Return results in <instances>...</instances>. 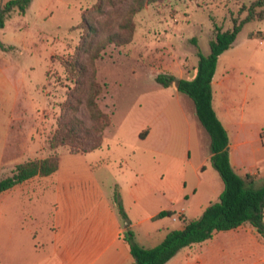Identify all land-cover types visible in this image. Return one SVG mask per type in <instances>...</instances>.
Returning a JSON list of instances; mask_svg holds the SVG:
<instances>
[{
  "label": "rangeland",
  "instance_id": "1",
  "mask_svg": "<svg viewBox=\"0 0 264 264\" xmlns=\"http://www.w3.org/2000/svg\"><path fill=\"white\" fill-rule=\"evenodd\" d=\"M8 1L0 0V8ZM102 1L103 12L98 13L94 6L99 0H31L23 14L13 11L0 29V180L10 176L16 165L52 154L48 140L74 87L64 62L76 54L89 62L98 52L93 64L104 91L97 103L109 126L102 135V148L89 159H109L108 166L98 169L97 178L105 186L115 184L113 199L121 206L120 211L115 203L125 227L145 217L150 208L168 204L180 209L177 201H169L175 197L163 195L161 189H171L172 194L181 188V178L191 186L204 181L202 175L209 176L208 171L216 173L209 160L210 138L192 101L175 86L162 87L155 77L192 79L197 51L209 54L215 26L231 29L232 18L244 19L242 8L253 0H163L145 6L130 21L126 15L132 0ZM83 15L96 25V33L87 39ZM125 24L131 33L129 27H119ZM113 34L122 40L130 34V40L108 42ZM214 78L232 107V128L240 125L242 139L248 141V146L237 147L233 169L242 178L257 173L255 187H260L264 182V19L243 25L232 47L219 58ZM78 117L86 128L93 126L84 107ZM63 151L68 149L56 150L59 157ZM160 169L166 179L161 186L147 178L161 174ZM136 175L144 183L140 203L123 198L134 191ZM206 190L201 184L193 199L206 198ZM50 211L51 195L41 189L24 186L1 192L0 264L45 259ZM159 220L169 231L182 225L168 216ZM140 230L133 229L141 234ZM151 238L162 237L156 232ZM161 241L156 239L153 245ZM36 247L44 251L36 253Z\"/></svg>",
  "mask_w": 264,
  "mask_h": 264
},
{
  "label": "trees",
  "instance_id": "2",
  "mask_svg": "<svg viewBox=\"0 0 264 264\" xmlns=\"http://www.w3.org/2000/svg\"><path fill=\"white\" fill-rule=\"evenodd\" d=\"M161 1L163 0H132L127 10V20L130 21L145 6ZM30 2L31 0H9L0 8V29L4 27L6 19L13 11L23 14ZM102 3L103 1L99 0L94 6V11L103 12ZM242 10L246 12V16L242 20L232 18L231 29L223 31L215 26L214 37L209 42V54L204 56L197 51L198 62L192 79L163 75L155 77V81L162 87L175 86L177 92L187 95L192 101L196 117L209 135V160L223 183V190L217 202L207 206L199 218L183 219L181 229L168 231L163 240L152 248L139 246L134 240L133 232L126 225L122 238L129 248L133 264H165L181 249L205 242L218 232L234 230L245 224L253 227L264 238V182L260 187H255V176L246 175L242 178L235 172L229 161L227 132L212 107L211 83L218 58L232 47L243 25L264 19V0H253ZM81 26L84 29V39L96 33V25L91 24L86 15L82 16ZM119 27L130 29L128 24ZM128 36L130 37V34ZM129 37L122 40L117 34H113L109 36L108 42L125 44L130 40ZM192 41L196 45V39ZM97 57L98 52L89 57V62H84L80 55L76 54L71 56L68 62H64L66 72L72 76L74 87L61 106L57 128L48 140L52 154L43 159L28 160L16 165L10 176L0 180V193L34 177L53 176L58 170L59 156L56 150L60 147L68 149L70 154H85L101 147L102 135L109 126V119L97 103L104 91V85L96 80L93 63ZM82 107L92 122L90 129L86 128L78 117ZM116 205L121 211L120 204ZM172 215L173 212L163 211L157 217Z\"/></svg>",
  "mask_w": 264,
  "mask_h": 264
},
{
  "label": "crops",
  "instance_id": "3",
  "mask_svg": "<svg viewBox=\"0 0 264 264\" xmlns=\"http://www.w3.org/2000/svg\"><path fill=\"white\" fill-rule=\"evenodd\" d=\"M211 86L212 107L227 132L229 161L234 168L233 160L234 156L236 158L237 147L248 146V141L242 139L244 132L240 125L232 128V125L235 126L232 107L224 100V95L220 94V84L214 76ZM231 132L234 134L235 143H231ZM102 146L103 143L99 149L85 154H70L63 151L59 157L58 170L53 176L34 177L10 189L14 191L20 187L33 186L51 195L49 225L51 238L44 243L47 251L45 259H38L33 264H133L129 248L122 238L124 226L113 199L115 184L105 186L97 178L98 169L108 166L110 161L108 158L89 159V156L100 150ZM43 158L45 157L36 159ZM208 173L207 177L202 175L204 181L199 179L191 186L188 185L187 178H181V188L172 194L171 189H161L163 195L168 193L175 197L176 200L169 199V201H177L176 204H180V209L168 204L157 209L150 208L147 215L138 222L128 223L139 246L152 248L156 246L153 242L156 239L163 240L169 231L165 225L159 224L161 221L157 217L159 213L173 212L174 215L170 217L172 221L196 219L202 215L207 206L218 200L223 190V183L217 172V174L210 171ZM249 175L257 176V173L251 172ZM147 178L151 183L159 181V186L166 181L162 170L161 174L157 172L156 175H147ZM167 181L170 183L168 176ZM203 183L207 189V196L195 201L193 198L197 197L199 187ZM133 184L134 191L130 190L123 194V198L132 197V203H140L142 197L138 194L144 193V183L136 175ZM146 194L150 195V191L147 190ZM125 203L127 204V201ZM179 215H182L181 219ZM182 227L183 224L178 229ZM140 228H142L141 234L133 231ZM156 232L162 238L152 240L151 237ZM138 236L142 238H137ZM145 241H149L152 245H141ZM36 248V253L44 251L39 249L40 247ZM262 251L264 252V238L253 227L245 224L234 230L218 232L211 239L200 244L183 248L165 264H264Z\"/></svg>",
  "mask_w": 264,
  "mask_h": 264
},
{
  "label": "built area",
  "instance_id": "4",
  "mask_svg": "<svg viewBox=\"0 0 264 264\" xmlns=\"http://www.w3.org/2000/svg\"><path fill=\"white\" fill-rule=\"evenodd\" d=\"M262 39V38H261Z\"/></svg>",
  "mask_w": 264,
  "mask_h": 264
}]
</instances>
